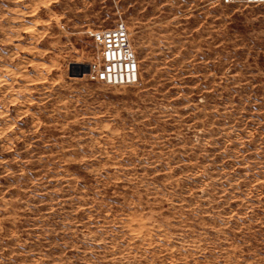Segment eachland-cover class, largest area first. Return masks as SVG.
Segmentation results:
<instances>
[{"label":"rangeland","instance_id":"obj_1","mask_svg":"<svg viewBox=\"0 0 264 264\" xmlns=\"http://www.w3.org/2000/svg\"><path fill=\"white\" fill-rule=\"evenodd\" d=\"M0 264H264V3L0 0Z\"/></svg>","mask_w":264,"mask_h":264},{"label":"built area","instance_id":"obj_2","mask_svg":"<svg viewBox=\"0 0 264 264\" xmlns=\"http://www.w3.org/2000/svg\"><path fill=\"white\" fill-rule=\"evenodd\" d=\"M233 3L237 0H223ZM249 4H263L264 0H243ZM94 41L101 48V63L89 68L92 79L111 85L133 84L138 80V63L131 48L129 32L124 24L94 33Z\"/></svg>","mask_w":264,"mask_h":264},{"label":"water","instance_id":"obj_3","mask_svg":"<svg viewBox=\"0 0 264 264\" xmlns=\"http://www.w3.org/2000/svg\"><path fill=\"white\" fill-rule=\"evenodd\" d=\"M88 70H89V67L88 66H85L83 68V71L80 73V75H82L84 72H88Z\"/></svg>","mask_w":264,"mask_h":264}]
</instances>
